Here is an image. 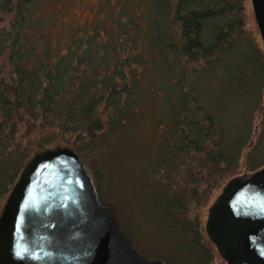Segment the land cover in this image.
Segmentation results:
<instances>
[{
  "label": "trees",
  "instance_id": "obj_1",
  "mask_svg": "<svg viewBox=\"0 0 264 264\" xmlns=\"http://www.w3.org/2000/svg\"><path fill=\"white\" fill-rule=\"evenodd\" d=\"M43 1L0 0V215L36 153L69 146L87 166L152 106L162 129L142 203L179 239L162 259L213 264L200 210L264 166V49L246 0H104L107 18L68 33Z\"/></svg>",
  "mask_w": 264,
  "mask_h": 264
},
{
  "label": "water",
  "instance_id": "obj_2",
  "mask_svg": "<svg viewBox=\"0 0 264 264\" xmlns=\"http://www.w3.org/2000/svg\"><path fill=\"white\" fill-rule=\"evenodd\" d=\"M264 45V0H251ZM205 232L227 264H264V166L231 177ZM0 264H165L138 251L69 146L36 153L0 215Z\"/></svg>",
  "mask_w": 264,
  "mask_h": 264
},
{
  "label": "rangeland",
  "instance_id": "obj_3",
  "mask_svg": "<svg viewBox=\"0 0 264 264\" xmlns=\"http://www.w3.org/2000/svg\"><path fill=\"white\" fill-rule=\"evenodd\" d=\"M102 1L104 0H44L41 12H48L57 19V31L68 33L73 27H91L96 20L107 18V14L103 12L107 11L101 7ZM245 15L247 28L264 49L251 0L245 2ZM151 107H147V115L139 122L133 138L129 137L130 141H123L115 150L112 148V151L107 152L106 149L92 155L87 168L95 180L99 179L98 193L101 201L115 208L122 230L138 251L150 259H162L174 252L179 239L166 228H157L142 203L143 185L151 182V179H147L148 175L145 177L143 173L150 159L156 155L161 137L156 131L162 129L159 118L150 115L154 112ZM37 146L33 142V147ZM221 188L214 191L209 203L200 210L204 227L208 208ZM211 246L215 252L213 264H227L215 245L212 243Z\"/></svg>",
  "mask_w": 264,
  "mask_h": 264
}]
</instances>
